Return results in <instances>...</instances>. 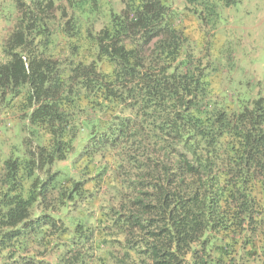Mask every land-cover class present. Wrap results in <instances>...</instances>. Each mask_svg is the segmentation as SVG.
Here are the masks:
<instances>
[{
  "label": "trees",
  "instance_id": "16d2710c",
  "mask_svg": "<svg viewBox=\"0 0 264 264\" xmlns=\"http://www.w3.org/2000/svg\"><path fill=\"white\" fill-rule=\"evenodd\" d=\"M171 1L15 0L0 264H264V96L213 89Z\"/></svg>",
  "mask_w": 264,
  "mask_h": 264
},
{
  "label": "rangeland",
  "instance_id": "374dc122",
  "mask_svg": "<svg viewBox=\"0 0 264 264\" xmlns=\"http://www.w3.org/2000/svg\"><path fill=\"white\" fill-rule=\"evenodd\" d=\"M213 1L217 4L216 14L208 20L215 28L210 29L203 25L208 21L206 15L198 19L185 0H172V9L179 16L178 27L201 49V54L210 56L212 68L217 69L212 72V87L217 93L251 98L258 92L264 96V0H236L229 7L224 5L226 0ZM16 16L15 0H0V47ZM15 119L12 113L0 111V160L19 144ZM71 161L72 157L57 166H68Z\"/></svg>",
  "mask_w": 264,
  "mask_h": 264
}]
</instances>
